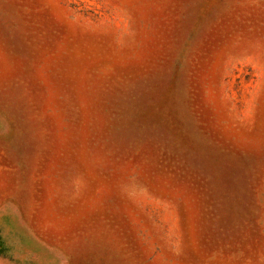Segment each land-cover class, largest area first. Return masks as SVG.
Returning a JSON list of instances; mask_svg holds the SVG:
<instances>
[{
  "label": "rangeland",
  "instance_id": "1",
  "mask_svg": "<svg viewBox=\"0 0 264 264\" xmlns=\"http://www.w3.org/2000/svg\"><path fill=\"white\" fill-rule=\"evenodd\" d=\"M0 264H264V0H0Z\"/></svg>",
  "mask_w": 264,
  "mask_h": 264
}]
</instances>
